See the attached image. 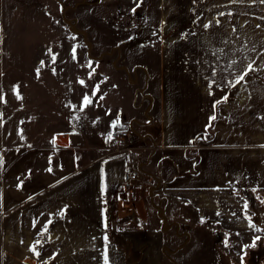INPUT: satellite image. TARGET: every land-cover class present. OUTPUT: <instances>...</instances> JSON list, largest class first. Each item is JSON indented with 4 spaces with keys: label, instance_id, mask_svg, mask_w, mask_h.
I'll use <instances>...</instances> for the list:
<instances>
[{
    "label": "crops",
    "instance_id": "crops-1",
    "mask_svg": "<svg viewBox=\"0 0 264 264\" xmlns=\"http://www.w3.org/2000/svg\"><path fill=\"white\" fill-rule=\"evenodd\" d=\"M221 4L241 12L238 23L264 16V0ZM164 43L148 117L123 128L141 130L135 137L128 131L140 181L123 184L126 156L115 152L109 125L98 119L89 135L62 131L47 149L14 154L11 164L3 162L0 264H105V256L107 264H239L229 238L247 235L251 222L235 190L250 176L259 180V162L222 145L230 141L212 119L215 103L186 80L209 71L173 69L171 43ZM234 46L237 56L244 41Z\"/></svg>",
    "mask_w": 264,
    "mask_h": 264
},
{
    "label": "rangeland",
    "instance_id": "rangeland-1",
    "mask_svg": "<svg viewBox=\"0 0 264 264\" xmlns=\"http://www.w3.org/2000/svg\"><path fill=\"white\" fill-rule=\"evenodd\" d=\"M221 1L4 0L0 196L3 162L11 164L14 154L47 149L62 131L89 135L98 122L109 125V135L127 122L147 119L163 39L165 46L171 43L173 69L209 71L206 78L186 80L196 81L215 103L218 131L230 141L222 145H236L245 159L259 162V180L250 176L235 190L251 231L229 238V245L237 263L264 264V16L238 23L241 12ZM237 40L244 41V49L235 56ZM249 64L253 70L236 83ZM86 94L90 104L83 106ZM113 121L122 123L113 128ZM128 128L133 137L141 132ZM39 264L53 263L46 258Z\"/></svg>",
    "mask_w": 264,
    "mask_h": 264
},
{
    "label": "built area",
    "instance_id": "built-area-1",
    "mask_svg": "<svg viewBox=\"0 0 264 264\" xmlns=\"http://www.w3.org/2000/svg\"><path fill=\"white\" fill-rule=\"evenodd\" d=\"M128 139L129 132L127 129H114L108 135V141L115 146V152L121 157L126 156L122 181L126 187H132L134 183L140 181V170L134 149L128 145Z\"/></svg>",
    "mask_w": 264,
    "mask_h": 264
},
{
    "label": "snow or ice",
    "instance_id": "snow-or-ice-1",
    "mask_svg": "<svg viewBox=\"0 0 264 264\" xmlns=\"http://www.w3.org/2000/svg\"><path fill=\"white\" fill-rule=\"evenodd\" d=\"M133 11H135V10H133ZM73 51H75V50H73ZM55 59H56V57L53 56V57H52L53 62H55ZM43 64H44V62L41 61V65H43ZM252 70H253V69H252V65L249 64V65L247 66V70H246V71H243V72L240 74L239 78L236 80V83H240L241 81H243V80H244V77L248 74V71H252ZM36 72H37V76H39V74H40V69L37 68V69H36ZM80 83L83 84L84 82H83V81H80ZM232 86H235V85H232ZM16 87H18V86H16ZM98 87H99V86H97V89H98ZM17 95H19V93H17ZM101 98H103V97H101ZM224 99H227V97H224ZM219 102H220V101H217V103H219ZM89 104H90V99H89L88 95L86 94V95L84 96V98H83V106H88ZM81 110H83V107H82ZM212 119H215V117H212ZM116 124H117V121H113L111 127L115 128V127H116ZM109 138H111V136H109ZM53 142H54V141H53ZM50 170H51V169H49V171H50ZM102 172H103V170H102ZM61 215H63V212L61 213ZM48 223H51V221H49ZM47 227H48V225L46 224L45 227H44V231H47ZM105 227H107V224H105ZM105 239H106V237H105ZM256 239H259V237H257ZM254 244H255V241L253 242V246H254ZM30 250L35 251L34 248H33V249H30ZM105 264H107V256H105Z\"/></svg>",
    "mask_w": 264,
    "mask_h": 264
},
{
    "label": "trees",
    "instance_id": "trees-1",
    "mask_svg": "<svg viewBox=\"0 0 264 264\" xmlns=\"http://www.w3.org/2000/svg\"><path fill=\"white\" fill-rule=\"evenodd\" d=\"M210 130V129H209Z\"/></svg>",
    "mask_w": 264,
    "mask_h": 264
}]
</instances>
